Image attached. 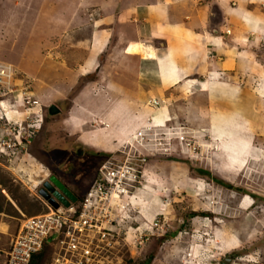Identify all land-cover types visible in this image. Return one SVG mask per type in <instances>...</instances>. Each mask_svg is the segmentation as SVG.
Returning a JSON list of instances; mask_svg holds the SVG:
<instances>
[{"label":"rangeland","instance_id":"rangeland-1","mask_svg":"<svg viewBox=\"0 0 264 264\" xmlns=\"http://www.w3.org/2000/svg\"><path fill=\"white\" fill-rule=\"evenodd\" d=\"M192 1L206 11L212 23L220 10L225 14L230 8L239 9L237 4L241 1L251 15L264 17V0ZM235 21L230 20L234 27L224 26L223 67L214 75L216 81L212 83L236 88L232 95L222 92L223 95L214 96V104L213 99L206 96V106L211 103L214 109L223 110L215 112L219 117V126L215 123L217 134L208 128L207 120L194 118L203 115L198 103L191 102L192 98L183 101V110L177 108L174 123L169 115L161 114L175 102L174 95L170 94L171 104L153 96L147 98L144 105L152 109L151 117L141 122L137 131L121 139L123 132L118 137L111 133V122L98 127L101 121L89 123L83 114L66 113L70 98L86 83L87 77L79 78L61 101L55 103L56 98L53 99L50 106L57 108L53 115L48 106L29 108L26 100L33 102L31 91L35 87L25 80L26 76L21 75L24 83H17V75L12 77L9 87L13 92L4 98L9 101L14 98L17 102L22 84L27 85L28 90L23 96L24 106L18 108L15 104L18 112H14V123L0 120V138L15 134L19 129L17 125L25 118L24 124L31 127L21 124V129L24 127L28 134L30 131V142L22 145L8 162L7 157L0 159V247L6 245L24 218L44 211L36 201L42 179L59 177L66 188L79 196L96 179L99 165L109 156L116 158L124 151V144L136 140L135 134L141 133L144 136L142 148L131 147L136 151L147 150L143 152L144 161L138 165L131 163L139 172L140 183L136 188L141 196L135 194L133 200L127 199L129 205L124 208L126 220L123 218L122 225L128 230L141 225L139 228L143 230V225L147 224L153 229L152 235L135 248L119 242L112 257L122 258L123 264H264V28L260 24L253 33L254 38H247V32L235 29ZM236 34L238 36L233 37ZM157 42L153 44L159 45ZM142 43H146L145 40ZM70 45L61 44L65 54L73 48ZM3 47L0 52L4 51ZM27 48L29 45L25 51H30ZM208 50L209 57L214 52ZM230 50L232 67L227 54ZM0 63L5 62L0 60ZM69 64L63 63L64 66ZM12 68L18 74L19 71ZM206 77L202 78L210 83ZM187 86L189 92L199 87L195 82H188ZM150 99L158 100L159 104L149 106L147 100ZM69 117L72 122L67 120ZM111 119L117 120V116ZM79 121L84 126L79 125ZM172 125L186 130L183 139L171 130ZM87 127L93 128L92 132H83ZM168 128L171 132H167ZM153 129L157 134L154 131L151 135ZM139 199L141 204L136 203ZM152 222H156V226L149 225Z\"/></svg>","mask_w":264,"mask_h":264},{"label":"crops","instance_id":"crops-1","mask_svg":"<svg viewBox=\"0 0 264 264\" xmlns=\"http://www.w3.org/2000/svg\"><path fill=\"white\" fill-rule=\"evenodd\" d=\"M193 2L0 0V47L4 46L0 60L19 71L15 74L17 83H24L23 75L35 87L31 92L36 109L50 106L55 98V103L61 101L79 78L87 77L86 83L70 98L66 113L83 114L89 123L101 121L98 127L111 122V133L118 137L123 132L121 139L151 117L152 109L144 105L147 98L153 96L170 102V94L174 95L175 102L161 114L169 115L174 123L177 108L183 110V101L192 98L191 102L198 103L203 115L194 118L207 120L208 128L217 134L219 117L215 112L223 110L213 108L214 96L223 95L222 92L232 95L236 88L212 83L216 81L214 75L223 67L224 26L234 27L230 20L236 19L235 29L247 32V38H254L259 25L264 28V17L251 15L241 1L237 4L239 9L230 8L225 14L220 10L212 23L206 11ZM114 40L124 43L115 44ZM144 40L146 43H142ZM155 41L159 45L153 44ZM61 44H71L73 48L65 54ZM28 45L30 51H25ZM207 50L214 53L208 57ZM231 52L227 54L232 60ZM64 62L70 64L64 66ZM232 64L233 60L231 67ZM188 82H195L199 87L189 92ZM206 96L213 99L207 106ZM115 115L117 120L112 121ZM67 120L72 122L70 117ZM81 122L79 125L84 126ZM92 130L87 127L83 132ZM57 179L66 188L61 178ZM135 194L141 196L140 191ZM136 203L141 204V199Z\"/></svg>","mask_w":264,"mask_h":264},{"label":"built area","instance_id":"built-area-1","mask_svg":"<svg viewBox=\"0 0 264 264\" xmlns=\"http://www.w3.org/2000/svg\"><path fill=\"white\" fill-rule=\"evenodd\" d=\"M12 76V67L0 63V120L4 119L7 123L10 120L14 123V112H18L15 104L24 106L23 96H26L28 90L23 85L18 89L20 98L17 102H14V98L10 101L4 98L13 92V88L9 87ZM26 101V105L31 108L32 102ZM147 104L156 107L159 101L150 99L147 100ZM24 122L25 118L17 125L19 129L15 132L16 135L11 133L10 136L7 134L0 138V159L7 157L8 162L16 156L22 145L30 142V131L28 134L24 127L21 129ZM25 126L31 127L29 124ZM146 129H149V126ZM171 130H175L174 133L179 139L184 138L186 130L183 131L181 127L173 125ZM154 131L157 134L153 129L151 135ZM135 135L136 140L127 141L124 144V151L118 153L116 158L109 156L99 165L96 179L79 199L73 195L74 199L67 198L51 181L45 183L49 187L38 189L37 195L46 210L26 217L19 223L6 245L0 247V264H29L30 258L44 246L50 250L46 264H123L122 258L112 257V251L117 249L116 245L123 242L125 247L131 244L135 248L147 240L153 230H150L147 224L143 225V230L139 228L140 225L130 229L131 231L122 225L123 218L126 220L124 208L129 205L127 199L133 200L136 187L140 183L139 172L135 171L131 163L133 161L138 165L144 161L143 152L147 151L140 148L139 151L131 150L133 145L141 148L143 145L144 136L141 133ZM41 189L57 203L55 208L39 192ZM55 192L62 197L57 198ZM149 225L156 226V222Z\"/></svg>","mask_w":264,"mask_h":264},{"label":"trees","instance_id":"trees-1","mask_svg":"<svg viewBox=\"0 0 264 264\" xmlns=\"http://www.w3.org/2000/svg\"><path fill=\"white\" fill-rule=\"evenodd\" d=\"M44 151V150H43ZM201 174H205L206 172H203V171H200ZM73 196L76 197V199H79L80 196L82 195H77V194H74L72 193ZM36 200V199H35ZM39 205L44 208V211L46 210L45 206L42 205L43 203L40 202L39 200H36ZM42 203V204H41ZM1 209V208H0ZM50 257V250L48 247L44 246V248L39 251L38 253H36L35 255H33L31 258H30V261H29V264H46L48 259ZM126 264V263H125ZM142 264V263H141Z\"/></svg>","mask_w":264,"mask_h":264},{"label":"water","instance_id":"water-1","mask_svg":"<svg viewBox=\"0 0 264 264\" xmlns=\"http://www.w3.org/2000/svg\"><path fill=\"white\" fill-rule=\"evenodd\" d=\"M54 111H56V110H54V108H51V112L53 113ZM50 181H51L55 186H57V188L60 189V192H61L62 194H64L67 198H69V199H74V198H72V195L70 194V192H68L66 189H63L62 185L58 182V180H57L56 178H54V177H50ZM52 188H53V187H52ZM39 192L42 193L43 197L47 199L48 203H49L51 206H53L54 208L57 206V203H56L52 198H49L48 195L45 193L44 190L41 189V190H39ZM55 193H56V192H55ZM56 194H57V195H56L57 198L60 199V197H62V196H60L61 194H59V193H56Z\"/></svg>","mask_w":264,"mask_h":264},{"label":"clouds","instance_id":"clouds-1","mask_svg":"<svg viewBox=\"0 0 264 264\" xmlns=\"http://www.w3.org/2000/svg\"><path fill=\"white\" fill-rule=\"evenodd\" d=\"M5 64H7V63H5ZM11 67H12V65L11 64H9ZM12 72H13V78L15 77V71H14V69L12 68ZM24 85V84H23ZM31 101V100H30ZM32 102V101H31ZM32 105H34V103L32 102ZM21 107H23L22 105H18V108H21ZM51 108H54V110H56L57 108L55 107V106H48V111H49V113L50 114H55L56 112H57V110L56 111H54L53 113L51 112ZM35 109V108H34ZM40 109V108H39ZM50 177H53V176H50ZM55 178V177H54ZM57 179V178H56ZM58 180V179H57ZM58 182H59V180H58ZM60 183V182H59ZM62 185V184H61ZM63 188H65V187H63ZM66 189V188H65ZM71 194V193H70ZM72 195V194H71Z\"/></svg>","mask_w":264,"mask_h":264},{"label":"flooded vegetation","instance_id":"flooded-vegetation-1","mask_svg":"<svg viewBox=\"0 0 264 264\" xmlns=\"http://www.w3.org/2000/svg\"><path fill=\"white\" fill-rule=\"evenodd\" d=\"M49 181H50V177L49 176H47V178L45 180L42 179V181L40 182L39 189L42 188V187H44V186L49 187V186H47V184L45 185V183L46 182H49ZM62 187H64V186L62 185ZM63 189H65V188H63ZM130 208L133 209L134 207H130Z\"/></svg>","mask_w":264,"mask_h":264},{"label":"bare ground","instance_id":"bare-ground-1","mask_svg":"<svg viewBox=\"0 0 264 264\" xmlns=\"http://www.w3.org/2000/svg\"><path fill=\"white\" fill-rule=\"evenodd\" d=\"M250 16H251V15H250ZM222 87H223V86H222ZM160 102H161V101H160ZM159 107H160V106H159ZM137 130H138V129H137ZM137 130H136V131H137Z\"/></svg>","mask_w":264,"mask_h":264}]
</instances>
